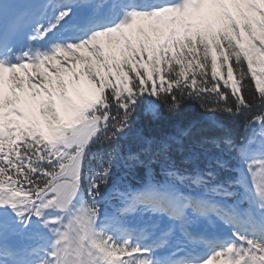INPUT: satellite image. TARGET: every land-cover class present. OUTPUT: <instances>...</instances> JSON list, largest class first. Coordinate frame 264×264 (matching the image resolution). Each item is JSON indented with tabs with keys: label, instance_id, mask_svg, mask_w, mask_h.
Segmentation results:
<instances>
[{
	"label": "snow or ice",
	"instance_id": "snow-or-ice-1",
	"mask_svg": "<svg viewBox=\"0 0 264 264\" xmlns=\"http://www.w3.org/2000/svg\"><path fill=\"white\" fill-rule=\"evenodd\" d=\"M77 16L74 35L58 36ZM24 19L9 24L0 4V264H264V0H47ZM145 97L154 108L170 101L169 111L201 100L246 119L251 135L229 147L247 208L179 191L206 185L211 171H166L163 182L115 193L121 206L103 213L115 156L106 151L93 174L88 156L128 131ZM188 212L216 217L230 237H193ZM159 215L201 251L157 260L165 240L146 241ZM34 231L44 245L9 243Z\"/></svg>",
	"mask_w": 264,
	"mask_h": 264
},
{
	"label": "trees",
	"instance_id": "trees-1",
	"mask_svg": "<svg viewBox=\"0 0 264 264\" xmlns=\"http://www.w3.org/2000/svg\"><path fill=\"white\" fill-rule=\"evenodd\" d=\"M201 100L182 99L176 111L167 104L153 107L150 98H143L131 118L128 131L111 148H93L86 162L88 174L107 160L106 151L115 159L111 175L102 193L114 187H142L149 182H163L166 171L185 174L213 173L214 181L229 183L236 174L237 154L229 145L242 143L251 130H246L244 117L210 113L201 107ZM155 111V115H153ZM258 114H248V119ZM165 149V150H162ZM217 161L223 166H217Z\"/></svg>",
	"mask_w": 264,
	"mask_h": 264
},
{
	"label": "bare ground",
	"instance_id": "bare-ground-1",
	"mask_svg": "<svg viewBox=\"0 0 264 264\" xmlns=\"http://www.w3.org/2000/svg\"><path fill=\"white\" fill-rule=\"evenodd\" d=\"M78 17L81 18L80 16H77L73 19V21L71 23L76 21L78 19ZM70 30H74V28L72 27ZM240 206H242V204H240ZM187 215H188L189 220H188V224L186 226H188V227L194 228L195 230H198V231L204 230V229L208 230L210 228H212V229L221 228V233H220L221 235L230 234V229L228 228V226L224 225L221 221L217 220L216 217H214V216H210V217L205 219L202 217L195 216L192 212H188ZM164 221H165L164 219H161L159 221V225L162 224L163 225L162 228L164 230H167L168 229V227H166L167 223H165ZM137 222H139V221H137ZM170 224L174 227L173 222H170ZM38 234H40V233H38ZM41 236H42V234H41Z\"/></svg>",
	"mask_w": 264,
	"mask_h": 264
},
{
	"label": "rangeland",
	"instance_id": "rangeland-1",
	"mask_svg": "<svg viewBox=\"0 0 264 264\" xmlns=\"http://www.w3.org/2000/svg\"><path fill=\"white\" fill-rule=\"evenodd\" d=\"M250 135H251V133H250ZM240 167L241 166H240V163H239V165H238V177H237V183H236V185L238 186V189H231L229 187H223V186H217V188L222 187L224 189H227V191L233 193V196H236L238 194V197H235L234 200H235L236 203L239 202V203L242 204V203H244L245 190L238 183V181H240V173H241L240 172ZM210 188L214 189L213 187H209L208 186L206 190H208ZM212 189L210 191H212ZM216 195H218V194H216ZM218 196L221 197V198H224L222 195H218ZM244 204H246V203H244ZM100 205L102 207L103 213H105V214L111 215L112 213L115 212V210H114V207H115L114 203L112 202V200H109L107 197H105V198H103L101 200ZM246 206L248 207L247 204H246ZM35 232L36 231H34L32 234L34 235ZM38 233H40V232H38ZM12 240H13V242H14V244H15L16 247H19V244H20L19 242H22L19 238L18 239L13 238ZM36 240H38V238Z\"/></svg>",
	"mask_w": 264,
	"mask_h": 264
}]
</instances>
